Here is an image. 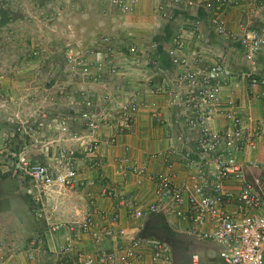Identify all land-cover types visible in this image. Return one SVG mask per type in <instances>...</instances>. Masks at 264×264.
<instances>
[{
	"label": "crops",
	"instance_id": "0c3cea01",
	"mask_svg": "<svg viewBox=\"0 0 264 264\" xmlns=\"http://www.w3.org/2000/svg\"><path fill=\"white\" fill-rule=\"evenodd\" d=\"M169 1H164V4L170 6H160L163 12L158 6L154 9L152 2H145L142 6L145 8L141 10L143 3H140L137 9L141 11L138 10L132 17L133 21L138 22L136 28L139 29L133 33L134 39L131 38L129 43L136 42L145 53L151 51L148 53L150 57L145 58L151 59L146 61L147 65L140 67L142 75L137 78L134 71L128 69V73H125L121 70L129 83L124 88H115L123 80V77H118L119 80H114L116 85L112 91L115 98H122L123 101L132 98L140 90V106L134 113L129 132H119V118L106 121L96 133L88 131L87 144L93 140H106L113 135L117 136V142L109 147L102 144L95 157L87 156V160L79 162V179L86 186L72 191L50 189L36 201L28 193L30 182L27 186L17 177H0V249L4 264H61L65 260L69 264H80L75 250L85 251L87 256L95 254L97 250L116 251L128 245L132 237L142 243L143 258L136 264H153V250L158 244L168 250L164 264H224L219 256V246L202 236L213 231L211 221L198 225L187 217H179L170 203L163 204L162 210L144 220H136L133 212L136 208L148 207L157 201V184L151 176L166 171L170 165L174 171V183L178 187H191L199 172L206 173L208 180L214 181L215 166L209 163V155L200 149L198 133L185 126L181 110L169 106L163 89L172 87L178 71L171 64L168 41L181 28L202 35L200 41L194 39L188 44V53L203 51L208 59L224 60L238 78L233 80L232 86L224 88L223 98L235 93L241 101V111L248 113L254 124H260L263 137L257 151L247 157L240 153H236V156L242 161L246 158L256 159L264 168V96L253 98L246 83L239 81V75L247 71L249 66L244 61L242 48L237 41L251 30L264 29V0H230L222 12L228 28L235 36L234 41L224 37L229 43L216 39L210 26L213 12L204 7L209 0H183L177 5ZM190 2L192 6L188 5ZM166 12L170 13L168 21L172 20L175 24L171 30L166 24L167 20L162 17V13ZM184 12L186 17L183 16ZM153 41H160L162 45L152 49ZM235 51L240 60L234 59ZM252 70L255 74L264 75V45ZM153 102L157 104L166 126L156 120L151 108ZM225 126L226 121L221 118H215L210 125L215 130ZM152 154L160 156L151 159L149 156ZM49 160L52 159L48 158L44 163ZM131 166H145L147 173L138 175L128 172L127 168ZM262 174L261 169L248 172L250 179L259 181L262 180ZM240 187L238 182L225 184L228 190H239ZM185 191L188 195L191 190L188 188ZM224 210L233 213L237 208L227 205ZM115 213L119 215L116 228L126 231L124 237L116 234L95 244L90 235L73 229L74 222L88 217H92L95 229H102L110 224V217ZM60 226L63 227L56 229ZM70 245L72 252L67 256L61 249ZM29 252L36 255V261L27 259L26 254Z\"/></svg>",
	"mask_w": 264,
	"mask_h": 264
},
{
	"label": "built area",
	"instance_id": "2783aa9c",
	"mask_svg": "<svg viewBox=\"0 0 264 264\" xmlns=\"http://www.w3.org/2000/svg\"><path fill=\"white\" fill-rule=\"evenodd\" d=\"M174 1L178 4L184 2ZM228 3L230 0H209L205 2L204 7L213 12L210 26L215 34L234 41L235 36L222 16ZM188 5L192 6V2ZM194 39L200 41L202 35L181 28L168 41L171 64L178 71L172 87L163 89L168 97L169 106L181 110L185 126L198 133L197 142L200 149L209 155V163L215 166L214 181L208 180L206 173L199 172L194 177L191 187L186 185L178 187L174 183V171L170 165L166 171L151 176L157 184V201L148 207L136 208L133 217L136 220L147 219L162 210L163 204L170 203L179 217H187L198 225L207 221L212 222L213 231L202 236L219 246V256L224 264H264V168L256 159L246 158L242 161L236 156V153H240L247 157L257 151L263 130L260 124H254L248 113L241 111V101L235 93L226 99L223 98L224 88L232 86L233 80L238 79L229 65L219 58L208 59L203 51L187 52L190 46L188 44ZM237 41L242 48L244 61L249 66L247 71L239 75V81L246 83L247 90L253 98H260L264 96V75L255 74L252 69L264 45V29L251 30L240 36ZM159 45H162L160 41H153L151 48L156 49ZM130 52L134 63L137 64L142 59L140 57L142 51L133 47ZM139 95L140 90L132 98L118 104L122 116L120 133L131 130L134 113L140 106ZM91 106L92 102L87 101V113H82L80 119L91 133H96L105 118L94 114ZM151 108L154 110L156 120L166 126L157 104L151 103ZM215 118L226 121V126L223 129H212L210 125ZM61 126L64 131L67 130L65 122ZM116 142L117 136L113 135L103 141L83 143L82 152L64 151L49 163L20 159L18 168L24 171L30 182L28 193L33 200L39 201L40 195L50 189L72 191L80 186L85 187L86 185L79 179V162L82 159L87 160V156L95 157L102 144L109 147ZM78 154H82V157ZM159 156L160 154H152L149 158ZM255 169L262 170L261 181L249 178L248 172ZM127 171L138 175L147 173L145 166L142 168L131 166ZM229 182L240 183V189H226L225 184ZM188 188L191 191L187 195L185 190ZM227 205H235L237 210L229 213L224 210ZM110 220L108 226L97 230L92 217H88L83 221L74 222L73 229L78 233L90 235L95 244H100L103 239L112 238L116 234L126 236L124 229L116 228L119 215L113 214ZM1 245L0 241V248ZM61 252L69 256L72 246L63 247ZM74 252L80 264H136L143 258L142 243L136 237H132L128 245L116 251L97 250L90 256L82 250ZM167 252V248L160 244L154 246L153 264H164ZM26 255L29 261H36L34 253L29 252ZM3 258L0 249V264H4ZM61 264L69 263L65 260L61 261Z\"/></svg>",
	"mask_w": 264,
	"mask_h": 264
},
{
	"label": "rangeland",
	"instance_id": "374dc122",
	"mask_svg": "<svg viewBox=\"0 0 264 264\" xmlns=\"http://www.w3.org/2000/svg\"><path fill=\"white\" fill-rule=\"evenodd\" d=\"M164 1L0 0V177H17L28 186L20 159L44 163L64 151L82 152L89 130L80 116L87 101L105 118L101 127L116 118L121 123L118 104L124 100L112 91L129 83L121 70L137 78L151 59H145L147 51L137 64L131 57V49L139 48L129 43L139 29L132 17L145 2L160 11L170 6ZM169 14L162 17L171 30ZM234 56L240 60L237 51ZM118 77L123 80L114 88Z\"/></svg>",
	"mask_w": 264,
	"mask_h": 264
}]
</instances>
